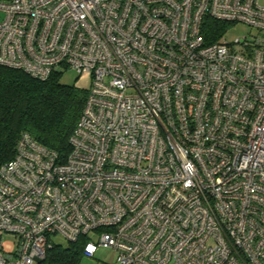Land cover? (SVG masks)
I'll list each match as a JSON object with an SVG mask.
<instances>
[{
  "label": "built area",
  "instance_id": "obj_1",
  "mask_svg": "<svg viewBox=\"0 0 264 264\" xmlns=\"http://www.w3.org/2000/svg\"><path fill=\"white\" fill-rule=\"evenodd\" d=\"M205 17L251 31L205 43ZM3 66L87 86L63 162L23 132L0 165V264L58 234L117 264H264V0H0Z\"/></svg>",
  "mask_w": 264,
  "mask_h": 264
},
{
  "label": "trees",
  "instance_id": "obj_2",
  "mask_svg": "<svg viewBox=\"0 0 264 264\" xmlns=\"http://www.w3.org/2000/svg\"><path fill=\"white\" fill-rule=\"evenodd\" d=\"M205 43L224 34L229 23L203 18ZM60 74L46 79L22 69L0 67V165L14 157L19 135L28 132L37 142L57 152L59 162L69 154V137L83 109L86 90L59 82ZM85 238L53 244L37 264H79Z\"/></svg>",
  "mask_w": 264,
  "mask_h": 264
},
{
  "label": "rangeland",
  "instance_id": "obj_3",
  "mask_svg": "<svg viewBox=\"0 0 264 264\" xmlns=\"http://www.w3.org/2000/svg\"><path fill=\"white\" fill-rule=\"evenodd\" d=\"M251 27L243 22H235L229 26L225 38L227 40H233L236 37L249 36ZM59 82L65 85H73L77 87H86L87 80L85 78L79 79L75 71L66 69L61 73ZM15 237L4 234L3 245L6 250H12V246L15 241ZM52 240L55 244H66L67 239L61 235L52 236ZM117 252L112 247L99 246L95 253L91 256L81 255L79 264H117L116 255Z\"/></svg>",
  "mask_w": 264,
  "mask_h": 264
}]
</instances>
